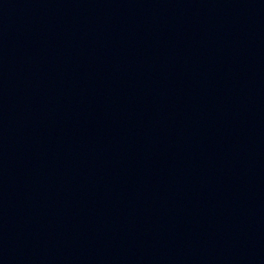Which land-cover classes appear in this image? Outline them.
Segmentation results:
<instances>
[{
    "label": "water",
    "instance_id": "95a60500",
    "mask_svg": "<svg viewBox=\"0 0 264 264\" xmlns=\"http://www.w3.org/2000/svg\"><path fill=\"white\" fill-rule=\"evenodd\" d=\"M120 0H0V58L74 19Z\"/></svg>",
    "mask_w": 264,
    "mask_h": 264
}]
</instances>
